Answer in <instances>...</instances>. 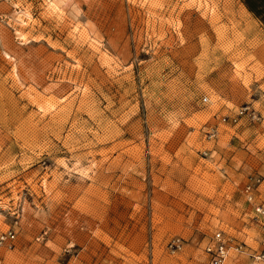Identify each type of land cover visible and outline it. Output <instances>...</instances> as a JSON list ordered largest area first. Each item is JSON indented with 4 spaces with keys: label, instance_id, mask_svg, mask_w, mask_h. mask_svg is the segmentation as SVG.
Here are the masks:
<instances>
[{
    "label": "rangeland",
    "instance_id": "1",
    "mask_svg": "<svg viewBox=\"0 0 264 264\" xmlns=\"http://www.w3.org/2000/svg\"><path fill=\"white\" fill-rule=\"evenodd\" d=\"M249 175L264 30L241 0H0V264H209L218 230L245 251L225 264H262Z\"/></svg>",
    "mask_w": 264,
    "mask_h": 264
},
{
    "label": "built area",
    "instance_id": "2",
    "mask_svg": "<svg viewBox=\"0 0 264 264\" xmlns=\"http://www.w3.org/2000/svg\"><path fill=\"white\" fill-rule=\"evenodd\" d=\"M248 108V106L240 107L235 115L228 117V120L237 122L238 119L244 115L252 116L253 118L256 117L255 112L249 110ZM223 119L226 120V117ZM261 185L262 178L259 175H249L242 189L246 200L252 204L256 219L260 221L264 219V189L260 190ZM15 239L16 231L14 229L7 228L5 230H1L0 248H11ZM182 246L183 241L178 237L169 240L167 243V248L171 252L180 250ZM231 249H234L238 253L245 252L241 244H230V241L220 230L214 232L210 241L204 248L209 264H225ZM250 256L254 261L264 264V252L253 253Z\"/></svg>",
    "mask_w": 264,
    "mask_h": 264
},
{
    "label": "crops",
    "instance_id": "3",
    "mask_svg": "<svg viewBox=\"0 0 264 264\" xmlns=\"http://www.w3.org/2000/svg\"><path fill=\"white\" fill-rule=\"evenodd\" d=\"M248 16L264 30V0H241Z\"/></svg>",
    "mask_w": 264,
    "mask_h": 264
}]
</instances>
